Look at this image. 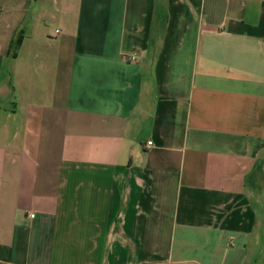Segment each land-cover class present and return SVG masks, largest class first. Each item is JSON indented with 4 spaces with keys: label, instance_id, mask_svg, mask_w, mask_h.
I'll return each mask as SVG.
<instances>
[{
    "label": "crops",
    "instance_id": "obj_1",
    "mask_svg": "<svg viewBox=\"0 0 264 264\" xmlns=\"http://www.w3.org/2000/svg\"><path fill=\"white\" fill-rule=\"evenodd\" d=\"M0 264H264V0H0Z\"/></svg>",
    "mask_w": 264,
    "mask_h": 264
},
{
    "label": "built area",
    "instance_id": "obj_2",
    "mask_svg": "<svg viewBox=\"0 0 264 264\" xmlns=\"http://www.w3.org/2000/svg\"><path fill=\"white\" fill-rule=\"evenodd\" d=\"M128 61H129V62H134V61H135V58H134V57H130V58L128 59ZM150 144H151V143H148V145H150ZM30 217H31V218H34V215L31 214Z\"/></svg>",
    "mask_w": 264,
    "mask_h": 264
},
{
    "label": "trees",
    "instance_id": "obj_3",
    "mask_svg": "<svg viewBox=\"0 0 264 264\" xmlns=\"http://www.w3.org/2000/svg\"><path fill=\"white\" fill-rule=\"evenodd\" d=\"M18 45H19V40L17 41V43H16V44H14V48H13V50H17V48H18Z\"/></svg>",
    "mask_w": 264,
    "mask_h": 264
}]
</instances>
